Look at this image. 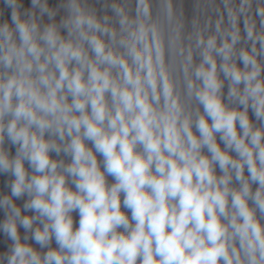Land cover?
<instances>
[{
  "label": "clouds",
  "instance_id": "9594fccd",
  "mask_svg": "<svg viewBox=\"0 0 264 264\" xmlns=\"http://www.w3.org/2000/svg\"><path fill=\"white\" fill-rule=\"evenodd\" d=\"M3 2L0 264H264V0Z\"/></svg>",
  "mask_w": 264,
  "mask_h": 264
},
{
  "label": "crops",
  "instance_id": "0c3cea01",
  "mask_svg": "<svg viewBox=\"0 0 264 264\" xmlns=\"http://www.w3.org/2000/svg\"><path fill=\"white\" fill-rule=\"evenodd\" d=\"M23 4L25 8L31 7V0H23ZM99 7V5H97ZM186 10L188 11L189 14H191V8H192V0H186L185 3ZM0 10H2L3 14L0 15V21L2 20H8L10 22V14H11V9L6 7L3 0H0ZM225 93L227 92V86L224 89ZM250 117L252 116L251 111H250ZM254 119V117H252ZM219 139V137H218ZM9 145L6 141V145ZM219 172V169H217ZM109 180L111 181V177H109ZM10 192V189L7 188L6 190L0 192V194H8ZM27 199V197H24L22 199L16 200V203L20 205L21 207L23 206L24 201ZM74 216H76V219L78 220V216L74 213ZM4 218V213L0 211V220H3ZM23 229H21V233L23 234ZM7 243H10L9 241L6 240V238L3 236V234H0V251L6 250V245ZM53 246H55L53 244Z\"/></svg>",
  "mask_w": 264,
  "mask_h": 264
},
{
  "label": "trees",
  "instance_id": "16d2710c",
  "mask_svg": "<svg viewBox=\"0 0 264 264\" xmlns=\"http://www.w3.org/2000/svg\"><path fill=\"white\" fill-rule=\"evenodd\" d=\"M59 2V0H49V3L51 6H55L57 3ZM6 147H10L11 149V153L14 155L15 154V147L14 146H10L7 145ZM26 167H27V163H26ZM12 179V177H10L7 174H0V192L6 190L8 187L6 186L7 182ZM257 185H253V188H255Z\"/></svg>",
  "mask_w": 264,
  "mask_h": 264
}]
</instances>
